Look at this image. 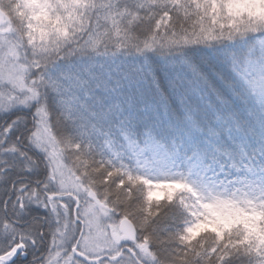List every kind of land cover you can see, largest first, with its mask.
I'll use <instances>...</instances> for the list:
<instances>
[{"label":"snow or ice","instance_id":"snow-or-ice-1","mask_svg":"<svg viewBox=\"0 0 264 264\" xmlns=\"http://www.w3.org/2000/svg\"><path fill=\"white\" fill-rule=\"evenodd\" d=\"M0 264H264V0H0Z\"/></svg>","mask_w":264,"mask_h":264}]
</instances>
